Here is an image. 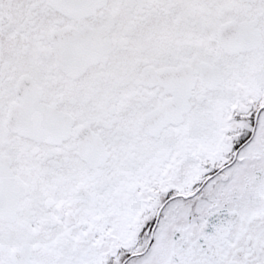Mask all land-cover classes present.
Returning a JSON list of instances; mask_svg holds the SVG:
<instances>
[{
	"label": "snow or ice",
	"instance_id": "snow-or-ice-1",
	"mask_svg": "<svg viewBox=\"0 0 264 264\" xmlns=\"http://www.w3.org/2000/svg\"><path fill=\"white\" fill-rule=\"evenodd\" d=\"M0 264H264V0H0Z\"/></svg>",
	"mask_w": 264,
	"mask_h": 264
}]
</instances>
